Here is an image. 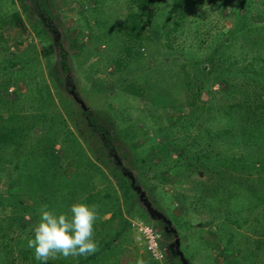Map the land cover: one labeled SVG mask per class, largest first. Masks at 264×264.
<instances>
[{"label":"rangeland","instance_id":"1","mask_svg":"<svg viewBox=\"0 0 264 264\" xmlns=\"http://www.w3.org/2000/svg\"><path fill=\"white\" fill-rule=\"evenodd\" d=\"M126 1L42 0L46 14L38 16L32 0H0V62H16L14 68L0 72V83H7V96L15 98L14 109L24 114L39 106L37 101L40 100L36 99V92L30 86L45 81L53 98L51 104L66 121V128L61 132L63 136L67 132L76 139L80 138L77 131L84 129L78 126L77 121L72 122L67 113L73 111L83 119L81 109L84 106L105 126L112 137V150L116 151L113 157L120 156L121 168L127 176H132L136 199L131 207L119 186L125 185V182L107 168L104 172L110 186L94 181L93 191L97 192V196L105 190L116 192L115 207L106 206L107 209L99 213L95 226L101 228L100 221L108 219L113 225L110 233L119 225L123 226L113 241L117 245L115 251L119 255V264H137L138 260L145 264L144 261L148 260L142 245L135 239L132 227V223L139 220L153 225L168 247L164 259L154 260L157 264H169V261L170 264H264V192L259 194L264 191V175L254 180L249 177L245 184L237 183L238 187L248 184L259 191L255 195L256 198L259 196L258 199L246 195L247 190L244 195L235 191L234 196L226 200L221 196L213 199L209 187L221 182L219 174L201 164L189 165L188 168L173 167L164 157L165 150L161 147L167 141L177 144L185 132L190 135L194 132L184 130L179 123L190 106L186 103L188 92L179 88L181 71L176 66L183 59L178 50L205 55L209 51L206 45L214 41L215 34L224 31L227 34V30L231 29L235 19L227 10L229 5H235L236 0H195L194 5L187 7L181 33H177L173 40L172 46L176 50L169 52L163 50L157 32L149 27L160 20L157 13L146 21L151 40L140 49L139 56L137 48L133 49L129 59L123 58L118 49L121 41L119 32H112L110 36L108 31H104L105 24L114 30L113 26L123 18ZM218 4L227 5L225 13L218 8ZM167 5L164 0L159 6L162 9ZM259 8L264 16V5L259 0H253L250 18L254 23L264 22V17L259 16ZM15 18L21 20L23 27L16 24ZM49 25L55 26L54 40L64 49L69 66L67 86L70 87L59 85L58 93L57 85H53L49 77V72L57 71L53 65L58 54L56 46L50 54L45 55L41 51V47L48 42L41 37L44 36L43 31L49 34ZM237 41H240L239 38ZM236 52L238 50L232 49L231 56ZM29 53L33 58L32 67H21V57ZM238 54L240 58L244 55ZM194 80L198 83L196 77ZM13 82L16 84L13 85ZM137 86L142 88L140 97H137ZM67 88L69 93L73 91L72 103H69L71 97L66 96ZM218 88V82L209 85L215 98L220 96L216 92ZM208 96L205 91L200 92L194 102L198 106L195 112L199 111L200 102ZM182 97L183 100L180 99ZM66 99L69 109L62 105ZM73 113L72 118H75ZM195 118L196 122L201 116ZM70 146L71 141L64 144L56 142L53 149L56 152L63 150L62 156H73ZM198 148L192 149L200 151ZM174 157L175 153H171L170 158ZM63 166L65 172L74 167L71 159ZM4 168L0 171V218L6 217V223L14 213V200L9 194L16 189L9 186L6 180L8 171ZM21 199L27 205L31 203L26 195ZM22 217L28 219V213ZM105 230L106 227H103ZM7 232L8 236L21 238L24 243L25 234L28 239L33 236L30 224L24 230L11 225ZM31 254L33 256V252ZM31 261L33 264L41 263L34 257ZM15 262L22 264L19 258ZM107 263L96 261L90 264Z\"/></svg>","mask_w":264,"mask_h":264},{"label":"trees","instance_id":"2","mask_svg":"<svg viewBox=\"0 0 264 264\" xmlns=\"http://www.w3.org/2000/svg\"><path fill=\"white\" fill-rule=\"evenodd\" d=\"M163 1L127 0L126 12L113 26L114 30L108 24L103 26L104 31H108L110 36L112 32H119H116L121 40L118 49L123 53V58L129 59L130 52L132 53L135 48H137V56L141 54L140 49L151 40L146 21L157 13L160 20H156L149 27L157 32L164 51L176 50L172 46L175 35L181 33L182 23L186 18L185 13L189 9L187 7L196 2L166 0L167 7L161 9L159 5ZM259 3L264 5L263 0H259ZM32 4L38 16L46 14L42 0H32ZM252 4L253 0H236L234 6L229 5L227 13H231L235 21L231 29L227 30V34L225 31L215 34L214 41L206 45L209 51L205 55L198 56L194 52L178 50L183 59L176 66L181 71L179 88L187 91L188 99L190 98L186 102L190 109L179 123L184 130L194 132L193 135L188 131L185 132L182 140L177 144L167 141L161 144V147L165 150L164 157L168 158L167 161H170L173 167L188 168L189 165L201 164L202 167L205 166L206 169L218 173L221 182L209 187L213 199H217L218 196L224 197L225 200L232 198L235 191L244 195L245 190H247L246 195L256 198L255 195L259 191L248 184L238 187L237 183L245 184L249 177L254 180L264 175V22L254 23L251 20ZM225 6L227 5L218 4V8L223 13L226 12ZM261 12L262 9L259 10V16L263 18ZM15 21L19 27H23L20 19L15 18ZM193 28L196 30L195 27ZM43 33L44 36L41 38L48 42L41 47L42 53L50 54L53 46H56L58 52L53 64L57 71L49 72L52 84L57 85L56 93H58L59 85L70 87L67 86L69 66L64 49L54 40L55 26L49 25V34L44 31ZM238 38L240 41H237ZM232 49L238 50L233 56H231ZM238 53L244 55L240 58ZM32 59L30 53L23 55L21 67L32 65ZM15 64L13 60L0 62V72L14 68ZM187 67L191 69L190 72ZM195 77L198 83L194 80ZM211 82L220 84V88L216 91L220 96L217 98L209 89ZM30 88L36 92V99L40 100L37 101L39 106L30 113L23 114L14 109V96H7V83H0V171L5 166V171L6 169L8 171L6 180L9 186H14L16 189L9 194L14 200L12 205L14 213L6 223L4 221L6 217L0 218V264H15L17 258L22 264H33L31 260L34 255L32 256L33 251L27 247L26 234L25 244L21 238L8 236L7 228L16 225L24 230L29 224L33 228L39 218L38 209L41 205H47L49 209L58 212H66L71 203L80 201L95 205L98 215L107 209L106 206L114 208L117 201L114 190H105L100 196L93 191L95 180L110 186V180L104 172L105 168L112 174H118L119 179L125 182V185L119 184V186L122 196L129 201L131 207L136 202L132 176H127L121 168V157L118 155L116 158L113 157L116 151L112 150V137L105 126L98 122L96 116L85 106L81 109L83 119L73 111L71 112L75 114V118H72V113H67L70 120L77 121L78 126L84 131H77L79 139L70 136L67 132L63 136L61 132L66 128V121L51 104L53 98L45 81L33 83ZM141 89V86H137V97L142 96ZM201 91H205L209 96L200 102L199 111L195 112L198 106L194 102ZM131 92L135 93L134 90ZM72 93V90L66 93L67 98L71 97L69 103H72ZM159 98L162 100V95ZM180 99L183 100L184 97ZM66 101L67 99L62 101V105L69 109ZM194 115L201 116L199 121L195 122ZM74 124L79 128L77 123ZM69 141L73 156H62L60 154L64 152L63 150L56 152L53 149L56 142L64 144ZM196 146L200 151L192 149ZM171 153H175L174 158H170ZM70 159L74 167L66 173L63 165ZM109 161L110 164L105 165ZM176 161L180 162L176 163ZM176 173L180 172L176 171ZM228 194L229 196L226 197ZM23 195L30 198V204L23 203L21 199ZM24 213H28L26 220L22 217ZM100 224L102 230L94 225V239L98 243V251L87 257L67 259L60 257L49 260L50 264H90L96 261L119 264V255L115 251L117 245L113 241L123 226L119 225L110 233L109 229L113 225L109 219L101 220ZM102 226L107 230L103 231ZM167 253L168 247L165 255ZM164 258L165 256L162 259ZM144 262L157 264L149 257Z\"/></svg>","mask_w":264,"mask_h":264},{"label":"clouds","instance_id":"3","mask_svg":"<svg viewBox=\"0 0 264 264\" xmlns=\"http://www.w3.org/2000/svg\"><path fill=\"white\" fill-rule=\"evenodd\" d=\"M38 220L33 225V236L27 247L41 264L60 257H87L98 251L94 239V225L99 219L95 205L73 202L66 212L51 210L47 205L38 209ZM137 264H143L138 260Z\"/></svg>","mask_w":264,"mask_h":264},{"label":"built area","instance_id":"4","mask_svg":"<svg viewBox=\"0 0 264 264\" xmlns=\"http://www.w3.org/2000/svg\"><path fill=\"white\" fill-rule=\"evenodd\" d=\"M137 243L152 260H161L166 254V247L162 242L161 234L151 224L141 220L132 223Z\"/></svg>","mask_w":264,"mask_h":264}]
</instances>
